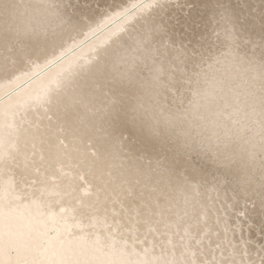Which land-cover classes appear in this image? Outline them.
Returning <instances> with one entry per match:
<instances>
[{
    "label": "bare ground",
    "instance_id": "bare-ground-1",
    "mask_svg": "<svg viewBox=\"0 0 264 264\" xmlns=\"http://www.w3.org/2000/svg\"><path fill=\"white\" fill-rule=\"evenodd\" d=\"M0 264H264V0H0Z\"/></svg>",
    "mask_w": 264,
    "mask_h": 264
}]
</instances>
